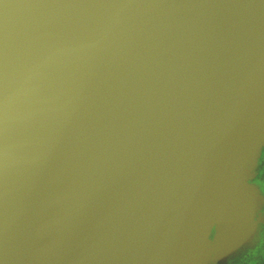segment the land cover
Masks as SVG:
<instances>
[{
  "label": "water",
  "instance_id": "1",
  "mask_svg": "<svg viewBox=\"0 0 264 264\" xmlns=\"http://www.w3.org/2000/svg\"><path fill=\"white\" fill-rule=\"evenodd\" d=\"M263 151L264 0H0V264H225Z\"/></svg>",
  "mask_w": 264,
  "mask_h": 264
},
{
  "label": "flooded vegetation",
  "instance_id": "2",
  "mask_svg": "<svg viewBox=\"0 0 264 264\" xmlns=\"http://www.w3.org/2000/svg\"><path fill=\"white\" fill-rule=\"evenodd\" d=\"M264 152L260 160V166L258 169V176L254 180V183L262 188L264 191ZM262 220V233L257 243L250 249L246 250L237 261H232L229 264H258L260 253L264 254V211L258 216Z\"/></svg>",
  "mask_w": 264,
  "mask_h": 264
},
{
  "label": "crops",
  "instance_id": "3",
  "mask_svg": "<svg viewBox=\"0 0 264 264\" xmlns=\"http://www.w3.org/2000/svg\"><path fill=\"white\" fill-rule=\"evenodd\" d=\"M264 152V151H263ZM262 156H263V153H262ZM262 158V157H261ZM261 160V159H260ZM259 166H260V162H259ZM258 169H259V167H258ZM264 176V175H263ZM254 183V182H253ZM255 184V183H254ZM256 185V184H255ZM257 187H259L260 189H261V191H262V193L264 194V191L262 190V188L260 187V186H258V185H256ZM263 211H264V209H263ZM262 211V212H263ZM261 214V213H260ZM261 225H262V220L260 219V226H259V232H258V236H257V238L255 239V241H254V243L252 244V245H249V246H247V247H245L240 253H238V255H236L234 258H232L230 261H228L227 263H225V264H229L230 262H232V261H237L239 258H240V256H242L243 255V253L246 251V250H248V249H250V248H252L256 243H257V241H258V239L260 238V236H261V233H262V229H261ZM258 264H264V254L262 253H260V256H259V259H258Z\"/></svg>",
  "mask_w": 264,
  "mask_h": 264
}]
</instances>
